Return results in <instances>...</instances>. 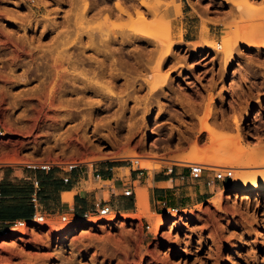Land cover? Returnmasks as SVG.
Returning a JSON list of instances; mask_svg holds the SVG:
<instances>
[{"label":"rangeland","instance_id":"1","mask_svg":"<svg viewBox=\"0 0 264 264\" xmlns=\"http://www.w3.org/2000/svg\"><path fill=\"white\" fill-rule=\"evenodd\" d=\"M184 1L0 0V163L144 173L132 197L86 184L109 217L61 224V212L0 237V264H264V167L237 157L239 140L264 150V0ZM194 163L211 178L232 168L252 192L216 182L205 198V179L174 175L166 198L149 195L155 173Z\"/></svg>","mask_w":264,"mask_h":264},{"label":"crops","instance_id":"2","mask_svg":"<svg viewBox=\"0 0 264 264\" xmlns=\"http://www.w3.org/2000/svg\"><path fill=\"white\" fill-rule=\"evenodd\" d=\"M176 4L182 9L185 7L184 0H176ZM195 17L190 19L194 20ZM181 35L184 39L189 36L186 29ZM123 166H115L102 173V183H113V189L123 191L126 187H130L135 192V184L138 182L143 184L144 173H134L131 171L130 181L121 178ZM188 171L185 173L187 174ZM149 172L147 173L146 183L150 181ZM177 175V174H176ZM70 176L71 181L65 183L63 179ZM167 173H155L153 175V188L148 189L149 195H154L161 199L166 198L168 193L174 190L173 178H168ZM40 181L41 190L39 198L44 211L52 216L62 213H70L74 211L76 214L82 215L88 210L97 195H92L87 189L88 183L86 177H80L78 172L67 174L58 169L50 173L41 171H31L25 166H18L11 163H0V223L29 220L34 214L31 197L35 192L33 182ZM171 184V185H169ZM225 184V188L232 186V182H221ZM133 186V187H132ZM217 184L207 187L201 192V196L209 198ZM72 194L70 202L64 199L65 195ZM69 215V214H68Z\"/></svg>","mask_w":264,"mask_h":264},{"label":"built area","instance_id":"3","mask_svg":"<svg viewBox=\"0 0 264 264\" xmlns=\"http://www.w3.org/2000/svg\"><path fill=\"white\" fill-rule=\"evenodd\" d=\"M26 169L31 171H41L45 173H50L55 169H58L67 174H71L73 172H78L80 177H86L87 181L90 182L92 186H98L102 183V173L98 170H93L91 173L88 168H85L82 163H69V164H59V163H35L30 162L24 165ZM208 168L206 165L200 163L190 164L188 166V173H182L180 175H176L174 168H167V174L169 176H176L179 180L185 182L187 179H191L193 181H200L205 179L206 187H212L216 182H225L227 180H233L234 177V169H212L213 177L207 176L206 172ZM65 183H69L71 181L70 176L65 177L63 179ZM35 192L31 197V203L33 205L34 214L29 220H17V221H9L0 223V237L10 234L22 232L24 229L31 227H40L48 225L52 215L46 213L42 207L39 192L41 190V183L38 180L33 182ZM135 195V192L130 187H126L124 190L123 196L132 197ZM73 212V211H72ZM115 212V206L104 198L95 199L91 207L86 210L82 215L76 214L74 212L75 221L73 223H77L79 221L91 222L93 219L98 218H106L112 215ZM70 216L66 213H62L59 217V222L61 224H66L71 222ZM150 227H148V230Z\"/></svg>","mask_w":264,"mask_h":264},{"label":"bare ground","instance_id":"4","mask_svg":"<svg viewBox=\"0 0 264 264\" xmlns=\"http://www.w3.org/2000/svg\"><path fill=\"white\" fill-rule=\"evenodd\" d=\"M227 0H223V2H225ZM228 2V1H227ZM239 8V7H238ZM131 32V31H130ZM129 34V33H128ZM127 34V35H128ZM131 34V33H130ZM129 34V36H130ZM115 35V34H114ZM93 41V39H92ZM92 43V42H91ZM63 57L65 55H62ZM228 58V57H227ZM161 61V60H160ZM57 63V62H56ZM154 89V88H153ZM61 92V91H60ZM57 100V99H56ZM98 135V134H97ZM0 136L1 137H4L5 136V133L4 132H1L0 133ZM103 136V135H102ZM104 137V136H103ZM109 137V136H108ZM111 137V136H110ZM113 137V136H112ZM115 137V136H114ZM106 139L107 138V135L105 136ZM127 138V137H126ZM257 142H255V144H253L251 147V151L250 150H245L243 147H242V142L239 140L238 142V151H237V157H238V161L243 165H254L256 167H264V150H260L258 151L256 148L260 145H262V141H259V140H256ZM143 145V144H142ZM139 146V145H138ZM144 146V145H143ZM97 147V146H96ZM144 148V147H143ZM145 149V148H144ZM143 149V151H144ZM156 149V146L153 144H150V147H149V151L147 150V153H150L151 155V160H153L154 162L160 160L161 158L157 156V153L155 151ZM139 151V150H138ZM136 152V151H135ZM142 152V151H141ZM129 154V153H128ZM27 162H34L35 160H37L32 154H26L23 156ZM126 157H135V158H142L144 157V155H134V154H130V155H126ZM182 159V158H181ZM184 159V158H183ZM137 163H140L141 164V167L143 168H154V164H145V163H141V160L137 159L135 160ZM187 161V160H186ZM188 161H192V160H188ZM163 163H168V162H163ZM187 163V162H186ZM216 163V162H215ZM215 163H212L216 166ZM211 164V165H212ZM220 165V164H217V166ZM224 165V164H223ZM239 165V164H238ZM241 166V165H240ZM219 167V166H218ZM155 168H159L158 166H156ZM235 169H237V173H240V169L241 168H237L235 167ZM264 178V174L262 176ZM247 178H249L248 176H241L239 174H237V177L233 180V185L226 190V193L228 194H234V193H239V194H242V195H245V194H248V193H251L252 191L249 190L248 188H239V185L240 184H243V181L247 180ZM251 179V178H250ZM105 184V183H104ZM170 185V184H169ZM257 190L259 191V193L263 192L264 191V186H259L257 187ZM72 194H66L64 199L66 201H69L70 198H71ZM246 197V196H245ZM71 201V200H70ZM69 201V202H70ZM137 208H139V211L140 210H145L147 209V192L142 190L141 189L139 190V193L137 194ZM131 216V215H130ZM124 219L125 220H128L130 219L129 216L125 215L124 216ZM166 226V223L164 222H161L160 225H159V229H162L163 227ZM87 230V229H86ZM66 231H69V229H67ZM66 231H64L63 233H65ZM86 232V231H85ZM12 239V238H11ZM8 240V239H7Z\"/></svg>","mask_w":264,"mask_h":264}]
</instances>
